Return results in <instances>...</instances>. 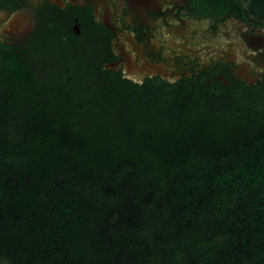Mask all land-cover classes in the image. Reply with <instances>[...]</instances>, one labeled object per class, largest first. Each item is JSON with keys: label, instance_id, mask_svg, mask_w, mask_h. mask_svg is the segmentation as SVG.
<instances>
[{"label": "trees", "instance_id": "1", "mask_svg": "<svg viewBox=\"0 0 264 264\" xmlns=\"http://www.w3.org/2000/svg\"><path fill=\"white\" fill-rule=\"evenodd\" d=\"M79 51L34 49L63 64L40 82L0 45V264H264V95L112 81Z\"/></svg>", "mask_w": 264, "mask_h": 264}, {"label": "flooded vegetation", "instance_id": "2", "mask_svg": "<svg viewBox=\"0 0 264 264\" xmlns=\"http://www.w3.org/2000/svg\"><path fill=\"white\" fill-rule=\"evenodd\" d=\"M59 36L112 81L264 95V24L236 0H0V45L24 54L35 80L61 81L48 76L61 62L33 55ZM64 67L70 74L74 66Z\"/></svg>", "mask_w": 264, "mask_h": 264}, {"label": "water", "instance_id": "3", "mask_svg": "<svg viewBox=\"0 0 264 264\" xmlns=\"http://www.w3.org/2000/svg\"><path fill=\"white\" fill-rule=\"evenodd\" d=\"M243 8L246 18L252 22L264 24V0H236Z\"/></svg>", "mask_w": 264, "mask_h": 264}, {"label": "rangeland", "instance_id": "4", "mask_svg": "<svg viewBox=\"0 0 264 264\" xmlns=\"http://www.w3.org/2000/svg\"><path fill=\"white\" fill-rule=\"evenodd\" d=\"M118 102V101H117ZM121 102H124V103H121ZM127 104V101H119L117 104H116V108H119V107H125Z\"/></svg>", "mask_w": 264, "mask_h": 264}]
</instances>
